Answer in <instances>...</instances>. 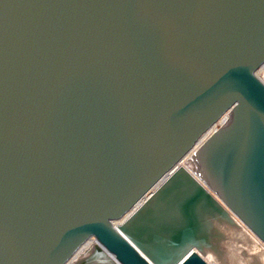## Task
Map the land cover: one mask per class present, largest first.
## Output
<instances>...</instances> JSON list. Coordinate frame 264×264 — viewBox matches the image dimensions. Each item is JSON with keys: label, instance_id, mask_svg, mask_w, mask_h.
Listing matches in <instances>:
<instances>
[{"label": "water", "instance_id": "1", "mask_svg": "<svg viewBox=\"0 0 264 264\" xmlns=\"http://www.w3.org/2000/svg\"><path fill=\"white\" fill-rule=\"evenodd\" d=\"M263 69L264 0H0V264L264 244Z\"/></svg>", "mask_w": 264, "mask_h": 264}, {"label": "rangeland", "instance_id": "2", "mask_svg": "<svg viewBox=\"0 0 264 264\" xmlns=\"http://www.w3.org/2000/svg\"><path fill=\"white\" fill-rule=\"evenodd\" d=\"M239 223L245 228L240 221ZM220 233L225 235H221L220 238H218L220 250L224 255L222 257H217L212 252L213 254L206 257L210 264H264L261 257H259V262L257 263L253 262V259L248 260L250 256L249 249H251L252 243L247 237H245L246 235L244 236L239 232V229L233 227H229L228 229L224 228L223 232L221 231Z\"/></svg>", "mask_w": 264, "mask_h": 264}, {"label": "bare ground", "instance_id": "3", "mask_svg": "<svg viewBox=\"0 0 264 264\" xmlns=\"http://www.w3.org/2000/svg\"><path fill=\"white\" fill-rule=\"evenodd\" d=\"M261 77L264 78V69L260 72ZM227 116L225 118H223L218 125L216 126L219 127L220 125L223 124V122L226 120ZM189 162V160H184L181 164V166H183L184 168H186L187 170H189L191 173H193L187 166L186 164ZM194 174V173H193ZM231 217L233 219V223H234V228L239 229V232L241 234H243L245 237H247L251 243V249H249V258L253 259V262H259L258 259L259 257L262 258V262H264V244L245 226V228L240 225L239 223V219H237L234 215L231 214ZM241 222V221H240ZM234 235V234H233ZM238 236V235H237ZM240 236V234H239ZM245 251V250H244ZM210 254H213L212 251H206V254L204 255V258L206 259V257H208ZM233 258V257H232ZM207 261V259H206ZM252 261V260H251ZM208 262V261H207ZM209 263V262H208ZM210 264V263H209ZM260 264V263H259Z\"/></svg>", "mask_w": 264, "mask_h": 264}]
</instances>
